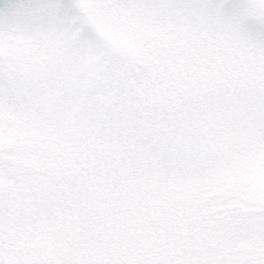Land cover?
Here are the masks:
<instances>
[{
  "label": "rangeland",
  "instance_id": "rangeland-1",
  "mask_svg": "<svg viewBox=\"0 0 264 264\" xmlns=\"http://www.w3.org/2000/svg\"><path fill=\"white\" fill-rule=\"evenodd\" d=\"M0 264H264V0H0Z\"/></svg>",
  "mask_w": 264,
  "mask_h": 264
}]
</instances>
